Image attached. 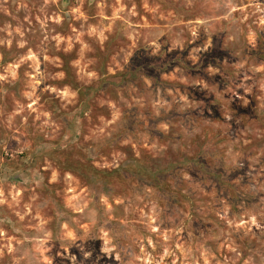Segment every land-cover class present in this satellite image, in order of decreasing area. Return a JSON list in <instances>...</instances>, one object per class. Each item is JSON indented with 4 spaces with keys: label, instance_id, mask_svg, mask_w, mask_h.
Masks as SVG:
<instances>
[{
    "label": "rangeland",
    "instance_id": "obj_1",
    "mask_svg": "<svg viewBox=\"0 0 264 264\" xmlns=\"http://www.w3.org/2000/svg\"><path fill=\"white\" fill-rule=\"evenodd\" d=\"M0 264H264V0H0Z\"/></svg>",
    "mask_w": 264,
    "mask_h": 264
},
{
    "label": "trees",
    "instance_id": "obj_2",
    "mask_svg": "<svg viewBox=\"0 0 264 264\" xmlns=\"http://www.w3.org/2000/svg\"><path fill=\"white\" fill-rule=\"evenodd\" d=\"M144 64H143V66H144ZM167 64H168L167 62H159V64L154 65L155 66L154 70H156V71H155V73L147 74L148 78L156 79L157 75L160 74L161 71L165 67H167ZM141 67H142L141 65H137L136 68H133L131 70H127L124 73L126 74V76L128 77L129 80L134 81V80L140 79L139 75H141V74L144 75L143 71H141ZM79 94L82 96V91L79 90ZM129 167H130V165H127V167H125V168H129ZM132 173L134 174L135 177L141 176V178H143V179L148 178L147 180H150L149 178H151L150 184H152V185H156L157 183H159L158 178H156L157 175L159 174V171L151 170L150 168L147 169L145 167H140V168L135 169ZM93 176H95V175L93 174Z\"/></svg>",
    "mask_w": 264,
    "mask_h": 264
}]
</instances>
